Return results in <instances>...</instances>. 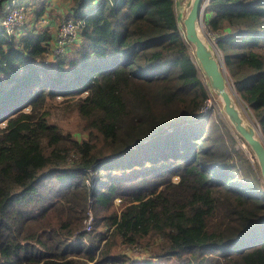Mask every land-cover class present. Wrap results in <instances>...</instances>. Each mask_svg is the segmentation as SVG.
<instances>
[{
  "label": "trees",
  "instance_id": "obj_1",
  "mask_svg": "<svg viewBox=\"0 0 264 264\" xmlns=\"http://www.w3.org/2000/svg\"><path fill=\"white\" fill-rule=\"evenodd\" d=\"M174 9L71 0L81 24L52 59L49 32L0 23V264H264V183L198 116L207 91ZM203 19L264 135V0H209ZM62 103L84 132L51 121Z\"/></svg>",
  "mask_w": 264,
  "mask_h": 264
},
{
  "label": "water",
  "instance_id": "obj_2",
  "mask_svg": "<svg viewBox=\"0 0 264 264\" xmlns=\"http://www.w3.org/2000/svg\"><path fill=\"white\" fill-rule=\"evenodd\" d=\"M209 0H188L186 13L182 18L185 40L193 47L192 59L198 70L203 72L210 88L220 97L221 110L232 130L244 140L255 154L262 181L264 183V137L260 129L246 116L235 100V90H231L224 64L217 58L211 45L200 34L199 25ZM202 27V26H201ZM198 62V63H197Z\"/></svg>",
  "mask_w": 264,
  "mask_h": 264
},
{
  "label": "rangeland",
  "instance_id": "obj_3",
  "mask_svg": "<svg viewBox=\"0 0 264 264\" xmlns=\"http://www.w3.org/2000/svg\"><path fill=\"white\" fill-rule=\"evenodd\" d=\"M187 1L188 0H178V3L183 6ZM185 9L186 8L183 7L181 9L182 11H180V12L178 11L179 13H178V15H176L178 17V20H179L178 21V29H179V31L181 32L182 35L184 33L183 32L182 18L184 17V15L186 13ZM200 22H201V25H199L200 34L204 37V39L207 42H212L213 43V41L211 39L213 32L208 29L207 23L204 21V19H202ZM42 24L43 23H41V20H40L37 25H42ZM57 28H58V26H57ZM57 28H56V30H57ZM76 34H77V32H76ZM72 41L70 43H68L69 47H72V45H71ZM215 43H216V46H217V42H214L213 44H215ZM188 48H189L190 53L192 54L193 48H192V45L190 43H189ZM46 54H48V53H46ZM47 58H48V56H47ZM224 71L227 73L225 67H224ZM46 76H47V78L45 79V81L48 82V83L51 82L50 84L53 87L54 92L57 93L56 96H55V99H57V102H59V100H61L63 98L62 97L63 93L61 92V89H66V86H65L66 83L57 81L56 78H54V74L53 73H51V75H46ZM199 78L201 79V81H202V83H203V85H204V87H205V89L207 91V96L206 97H208V98H206L207 101L204 104V106L202 107V109L203 110H207L206 114L209 116V118H208L209 119V124H214L215 122L218 121L219 128L222 131H224V128H226L227 132H225V133L227 134L228 138L232 137V139L234 140L235 147L242 151V153H243V155H244V157L246 159L247 166L249 168V172L248 173H250V175H252V177L255 175L258 178V180L262 182V177H260L261 174L259 173L260 170H259V166H258L257 159L255 157L254 152L249 147V145L246 144V142H244V140H241V138H239L238 135L232 130V125L226 120V116L224 115L223 111L221 110L220 97L217 96L216 93L210 88L207 79L205 78L204 74L201 73L200 71H199ZM227 80L229 81V85H230L231 90L232 89L235 90L233 85H232V83H231V81H230V79L227 78ZM58 92H61L62 94H60ZM85 92L86 91H81V92H78L77 94L78 95H84ZM235 100H236L237 105L239 106L240 109H241V106H243V108L245 109V113L244 114L246 116H248L253 121V123L256 125V127H258V129H260L258 124H257V122H256V119L254 118V116H253V114H252V112L250 110V108H248L246 106L244 101L238 96L237 92L235 93ZM207 103H208V106H210V108L206 107ZM53 104L56 105L55 100H53ZM69 105H70V103H62V104L58 105L57 108H54L53 109V113H52V117L53 118L51 119V121H55L59 125V127H61L65 131L71 132L73 135L76 134V133H82L81 131H83V130L81 129L80 120H79L75 110H73V111L69 110V107H70ZM206 114H204V115H206ZM204 115H202V116H204ZM220 121H221L222 125L220 124ZM263 137H264V135H263ZM171 178L173 180L176 179L175 176H172ZM119 200H120L119 197H115L114 198L113 202H114V207L115 208H118ZM91 217H92V215H91ZM90 223L92 224V218L90 220ZM145 257L146 256H142V257L138 256L136 258H140V259L143 260V259H145Z\"/></svg>",
  "mask_w": 264,
  "mask_h": 264
},
{
  "label": "crops",
  "instance_id": "obj_4",
  "mask_svg": "<svg viewBox=\"0 0 264 264\" xmlns=\"http://www.w3.org/2000/svg\"><path fill=\"white\" fill-rule=\"evenodd\" d=\"M9 1L10 0H0V18L9 5ZM22 3L26 6L25 19L23 25L16 33V37L18 38L21 36H26L28 34H38L43 31L49 32L50 39L48 44L50 46V50L48 51L47 56L52 59L53 56L51 55V50L54 45L56 28L58 24L65 19V17L71 18V15H69L71 0H22ZM185 4L182 6L178 3V0H174V10L176 15H178V13L182 11L181 9L185 7ZM42 17H47L48 21L46 23H43L42 25H37L40 21L39 19H41ZM216 36H218L217 43H219L220 37L219 35ZM77 41L78 40H76L75 42L77 43ZM69 50L70 47L68 44L65 47V52L67 53Z\"/></svg>",
  "mask_w": 264,
  "mask_h": 264
},
{
  "label": "built area",
  "instance_id": "obj_5",
  "mask_svg": "<svg viewBox=\"0 0 264 264\" xmlns=\"http://www.w3.org/2000/svg\"><path fill=\"white\" fill-rule=\"evenodd\" d=\"M25 11H26V6L22 3L21 0L9 1V5L7 6L5 12L0 18V23L7 36H12V35L16 36V33L19 31L20 27L24 23ZM40 20L41 23H46L48 21L47 17L46 18L42 17ZM80 24H81L80 20H73L71 18L64 19L59 23L55 33L54 45L51 50L52 56L61 55L65 52V46L74 39ZM216 35L217 34L213 32L211 37L213 43L217 42L218 40V36ZM208 43L213 48V51L217 56V58L219 59V61H221L222 64H224L222 58V52L219 50L218 45L216 46V43L213 44L212 42H208ZM206 101L207 100L205 99L202 106L198 110V116H202L207 113V110L202 109ZM206 107H208V103ZM208 108H210V106ZM91 218H92L91 215H89V217L85 221L83 229L86 231L90 229Z\"/></svg>",
  "mask_w": 264,
  "mask_h": 264
},
{
  "label": "bare ground",
  "instance_id": "obj_6",
  "mask_svg": "<svg viewBox=\"0 0 264 264\" xmlns=\"http://www.w3.org/2000/svg\"><path fill=\"white\" fill-rule=\"evenodd\" d=\"M209 107V106H208Z\"/></svg>",
  "mask_w": 264,
  "mask_h": 264
}]
</instances>
